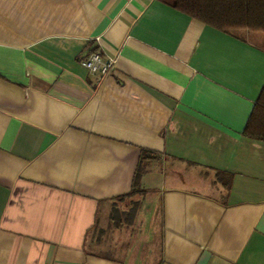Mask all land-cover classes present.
<instances>
[{"label": "crops", "instance_id": "crops-1", "mask_svg": "<svg viewBox=\"0 0 264 264\" xmlns=\"http://www.w3.org/2000/svg\"><path fill=\"white\" fill-rule=\"evenodd\" d=\"M263 87L262 34L163 0H0V264H264Z\"/></svg>", "mask_w": 264, "mask_h": 264}, {"label": "trees", "instance_id": "trees-1", "mask_svg": "<svg viewBox=\"0 0 264 264\" xmlns=\"http://www.w3.org/2000/svg\"><path fill=\"white\" fill-rule=\"evenodd\" d=\"M174 8L181 10L191 17L196 18L206 24L220 28V30L234 34L242 30L250 32L264 33V0H163ZM250 120L244 130V135L264 141V87L254 105ZM149 158L148 152H143L141 162ZM142 174V166L137 172L138 178ZM216 180L221 182L225 189L229 190L232 186L233 174L231 172L217 170ZM138 185L117 200L139 193ZM126 212L115 209L112 219L119 218L117 226L122 223L132 224L138 211V202Z\"/></svg>", "mask_w": 264, "mask_h": 264}, {"label": "built area", "instance_id": "built-area-1", "mask_svg": "<svg viewBox=\"0 0 264 264\" xmlns=\"http://www.w3.org/2000/svg\"><path fill=\"white\" fill-rule=\"evenodd\" d=\"M81 64L89 71L100 75L111 74L116 66L115 59L105 57L100 51L91 52L81 60Z\"/></svg>", "mask_w": 264, "mask_h": 264}, {"label": "rangeland", "instance_id": "rangeland-1", "mask_svg": "<svg viewBox=\"0 0 264 264\" xmlns=\"http://www.w3.org/2000/svg\"><path fill=\"white\" fill-rule=\"evenodd\" d=\"M260 34H262V36H264V33H260ZM137 198H138V196L132 195V196L127 197L124 202H118L117 204H120L123 208L127 207L128 209H131L135 205L134 203L136 202L135 200ZM118 220H119V218L117 216V219L114 221V225L115 226H117ZM127 225L133 226V227H137V225L133 224V223L132 224H127Z\"/></svg>", "mask_w": 264, "mask_h": 264}]
</instances>
